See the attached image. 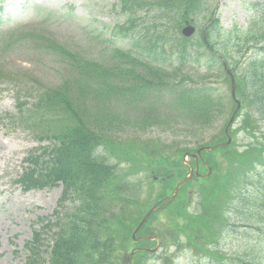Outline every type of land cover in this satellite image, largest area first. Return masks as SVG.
<instances>
[{
	"label": "trees",
	"instance_id": "trees-1",
	"mask_svg": "<svg viewBox=\"0 0 264 264\" xmlns=\"http://www.w3.org/2000/svg\"><path fill=\"white\" fill-rule=\"evenodd\" d=\"M118 4L121 13L128 16V27L117 28V34L130 35L137 20L134 16L141 9L143 14L155 13L150 30L146 29L151 37L147 46H134L126 51L112 49L104 64L73 55L37 33H29L17 41L32 43L38 50L61 57L67 72L56 87L42 88L29 108L25 103L17 104L18 124L37 142L49 144L40 147L38 153L29 154L24 160L26 168L16 182L25 192L61 186L56 210L50 218L39 219V231H33L31 241L24 245V264H128L129 252L135 246L131 234L149 207L134 198L138 173L151 180L153 171L162 178L156 192L155 201H158L170 195L176 182L185 176L182 155L193 151L168 152L159 144L147 149L150 142L147 140L138 143L113 140L119 130L110 108H136L140 121L135 126L146 131L153 125L163 127L162 118L154 117L157 109L153 105L164 101L167 110L164 119L169 115L174 123L177 119H190L200 129L210 127L221 114L220 98L205 83L186 82L190 79L184 73L187 63L194 67L193 78L204 81L211 74L218 75L213 65L219 61V68L228 81L222 62L225 63L234 76L236 97L243 111L237 114V127L229 134L233 140L242 134L251 142L243 150L234 141L218 150L217 155L228 163L239 164L228 165L236 173L218 176L212 188L207 183L211 175L205 179L194 176L179 188L172 202L149 218L138 236L157 235L163 239L150 226L158 213L170 218L172 228H181L177 222L181 214L179 202L185 198L192 181L203 185L198 192L205 197L202 202L204 207L207 202L210 217H195L201 219L199 225L210 234L211 222H225L223 211L233 200L230 189L232 193L241 179L264 164V2L245 4L252 14L244 28L223 29L212 15L198 39L183 38L180 31L184 22L192 23L200 0H118ZM169 46L172 50L166 51ZM250 49L253 52L245 58ZM169 59L176 63L166 65ZM202 60L208 65L205 68L201 66ZM199 67L202 75H197ZM95 107L99 111L90 113ZM220 134L203 146L225 141L223 130ZM116 149L124 153V160L111 157ZM215 152L202 153L206 156L204 162L212 170L218 164ZM135 155L142 156L145 167L136 170L128 165L127 161L137 163L129 159ZM248 155H253L255 161L242 169ZM199 171L206 170L200 165ZM228 177L236 183L225 182ZM139 186L149 192H155L156 188L152 180ZM212 203L218 211L211 209ZM47 239L52 242L51 246L45 245ZM150 244L153 243L142 241L136 246L148 248ZM155 256L138 251L132 264H141Z\"/></svg>",
	"mask_w": 264,
	"mask_h": 264
},
{
	"label": "rangeland",
	"instance_id": "rangeland-1",
	"mask_svg": "<svg viewBox=\"0 0 264 264\" xmlns=\"http://www.w3.org/2000/svg\"><path fill=\"white\" fill-rule=\"evenodd\" d=\"M262 2L264 0H200L195 10L198 13L192 17L194 38L198 39L212 15L223 29L233 26L244 28L246 19L252 14L246 10L245 4ZM117 3L118 0H0V264L24 263V244L31 239V230L39 227L38 219L50 217L53 213L61 189L56 187L25 193L14 183L22 173L23 160L49 144L37 142L27 129L18 124L17 104L22 102L29 108L42 88L56 87L67 74L61 57L38 50L32 43L17 41L24 35L37 33L73 55L103 64L109 59L112 49L126 51L134 46H147L151 32L146 29L150 30L155 13L143 14L140 9L134 16L137 20L130 35H119L117 28L128 27V16L121 13ZM166 49L172 50V47ZM252 52L253 49H250L244 57ZM175 63L174 59H169L166 65ZM215 63L213 67L218 69V75L211 74L204 81L193 78L194 67L191 64L184 65V73L190 77L186 80L188 84L205 83L220 98L221 114L216 116L210 127L200 129L190 119H177L174 123L169 115L164 119L167 110L163 106L164 101H159V104L153 105L157 109L154 117L162 118L164 128L153 125L141 131L135 126L140 121L136 108L112 106L114 125L120 131L116 132L118 135L113 140L135 143L147 140L150 141L147 149L159 144L168 152H194L219 138L235 103L231 99L230 82L226 81L219 68V61ZM201 66L205 68L208 65L202 60ZM200 70L201 67L197 75H202ZM96 111H99L97 107L92 108L90 113ZM233 141L238 149L243 150L251 139L238 134ZM121 152L116 149L111 157L124 160V153ZM215 153L217 168L212 170L207 180L211 188L215 187L218 176L227 177L236 173L233 167L239 165L235 161L228 163L217 155L218 151ZM129 159L137 162L127 161L136 170L146 166L142 156L135 155ZM252 161H255L254 156L248 155L242 169H246ZM188 162L190 159L186 158ZM230 163L233 167L228 166ZM138 175L134 198L150 207V203L155 202L158 187L155 192L141 188L140 183L145 186L151 180L148 176ZM227 180L228 184L236 183L229 177ZM240 183L236 184L232 193L230 189L233 200L223 211L225 222H211L208 234L204 226L199 225L201 219L195 217H210L208 204L206 202L204 207V196L201 197L198 192L203 185L190 182L185 198L179 202L181 214L177 222L181 228H172L173 222L165 213L156 214L150 226H153L152 232L162 235V244L155 257H149L141 264H264V164L248 173ZM215 203L210 207L218 211ZM189 215L192 217L189 218ZM45 245L51 246V241L47 239ZM149 248H154V245L150 244ZM43 258L48 260L46 256Z\"/></svg>",
	"mask_w": 264,
	"mask_h": 264
},
{
	"label": "water",
	"instance_id": "water-1",
	"mask_svg": "<svg viewBox=\"0 0 264 264\" xmlns=\"http://www.w3.org/2000/svg\"><path fill=\"white\" fill-rule=\"evenodd\" d=\"M193 31H194V29H193L191 26H189L188 24H186L185 28L181 31V33H182V35H183L184 37H189V36H191V34L193 33ZM226 73H227V75L230 77V80H231V91H232V97H233V99H234V87H235V86H234V80H233V77H232V75L230 74V72L226 71ZM236 105H237V107H236L235 111L233 112V114H232V116H231V118H230V120H229V123H228V125L226 126L225 131H224L225 136H226V139H227L226 143L221 144V145H217V146H214V147H209V148H202V149H199V150H197L196 155H190V156H192V158L196 159L197 156H200L201 151H209V150H212V149H214V148L224 147V146H226V145H228V144L230 143V138H229V136H228V129H229L231 123L233 122V119H234L235 114H236L237 111L239 110V103L236 102ZM185 156H187V155H185ZM188 156H189V155H188ZM192 174H193V172H192V170H191L190 173H189V177H191ZM196 174H198V173H197V166H196ZM189 177H188V178H189ZM185 180H186V179H184V180H182L181 182H179V184H178L177 187L175 188L174 194H173V196H172L171 198H173V197L176 195V193H177V189H178V186H179L182 182H184ZM155 210H156V206H154L152 209H150V210L148 211V213L145 215V217L143 218V220L141 221V223H140L139 226L137 227L135 233H136L137 230L141 227V225L147 220V218L150 216V214L153 213ZM135 233H134V234H135ZM133 236H134V235H133ZM142 239H145V240H155V241H157L158 246L160 245V240H159L158 238H156V237H149V238H142ZM157 248H158V247H157ZM157 248H156V249H157ZM156 249H154L153 251H155Z\"/></svg>",
	"mask_w": 264,
	"mask_h": 264
}]
</instances>
